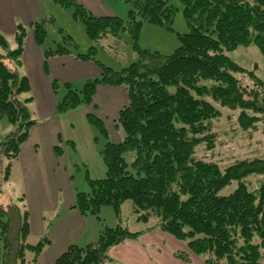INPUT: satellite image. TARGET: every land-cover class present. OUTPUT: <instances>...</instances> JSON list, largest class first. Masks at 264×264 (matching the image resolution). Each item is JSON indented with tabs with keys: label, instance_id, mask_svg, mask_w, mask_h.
Returning a JSON list of instances; mask_svg holds the SVG:
<instances>
[{
	"label": "trees",
	"instance_id": "1",
	"mask_svg": "<svg viewBox=\"0 0 264 264\" xmlns=\"http://www.w3.org/2000/svg\"><path fill=\"white\" fill-rule=\"evenodd\" d=\"M55 1L63 8L74 7V18L95 44L129 33L138 56L116 70L93 57L96 46L87 54L61 45L44 49L45 58L75 54L101 70L100 77L88 80L82 90L67 85L59 114L92 104L99 85L123 86L130 100L117 118L123 140L107 142L100 153L105 177L87 176L90 191L78 192L72 208L100 219L102 208L111 206L121 221L122 206L130 202L136 221L149 225L142 232L121 223L106 227L95 243L70 246L55 264H112V248L157 229L185 246L175 251L185 262L195 255L206 264H264V159L239 160L222 169L197 155L203 144L215 149L214 124L222 118L219 106L238 113L228 123L233 134L252 137L264 128V81L255 77V87L243 86L235 73L244 69L225 53L255 44L264 56V0H181L190 30L178 35L180 46L170 55L142 49L138 39L145 23L173 31L178 11L173 0H123L132 5L127 22L118 16H95L76 0ZM29 28L44 45L47 30L41 22L18 25L14 48L0 34V120L15 126L0 145L8 173L36 124L28 107L33 99L30 82L21 74ZM87 118L109 137L99 117ZM56 151L61 153L58 147ZM129 151L136 155L130 164L125 157ZM250 174L262 176L254 190L246 183ZM235 181L230 194H221ZM30 230L28 210L21 212L16 205L0 209L3 264H24L29 251L34 254L30 262L37 264L49 240L45 236L36 244L27 242Z\"/></svg>",
	"mask_w": 264,
	"mask_h": 264
},
{
	"label": "crops",
	"instance_id": "2",
	"mask_svg": "<svg viewBox=\"0 0 264 264\" xmlns=\"http://www.w3.org/2000/svg\"><path fill=\"white\" fill-rule=\"evenodd\" d=\"M76 1L95 16H116L106 0ZM47 3L58 4L55 0H0V34L6 39L13 38L12 42L7 40L12 48L16 45L17 26H29L40 21L47 14ZM43 47L37 42L34 29L30 28L25 40L21 74L26 75L30 82L33 99L28 107L36 124L31 128L30 136L16 161L27 186L32 187V196L26 194L31 220L30 236L39 239L46 236L49 240L37 264H55L70 246L84 247L82 245L86 243H94L105 226L95 221L93 215H83L72 208L78 193L70 180L72 166L79 163L89 167L92 165L95 171H92L91 177L87 176L94 180L105 177L100 154L103 148H96L94 143L99 139L96 135L100 131L89 122L87 115L99 117L109 137L115 133L116 142L119 143L124 133L117 125V118L130 100L123 86L99 85L92 104L59 114V93L61 97L66 95L67 85L81 89L79 87L88 80L100 77L101 70L95 62L81 60L75 54L45 58ZM64 86L66 92L61 89ZM64 139L69 144V152L64 147V151L62 149L58 154L56 148ZM64 189H67V193ZM63 197L66 198L65 203ZM46 217H49L50 226ZM182 249L185 246L181 242L157 229L143 232L138 240L120 244L109 253L131 264H160V253L165 252V264L168 261L171 264H186L175 256V251ZM192 256L195 264H204L199 257Z\"/></svg>",
	"mask_w": 264,
	"mask_h": 264
},
{
	"label": "rangeland",
	"instance_id": "3",
	"mask_svg": "<svg viewBox=\"0 0 264 264\" xmlns=\"http://www.w3.org/2000/svg\"><path fill=\"white\" fill-rule=\"evenodd\" d=\"M106 2L110 5L111 10L115 12L116 16L120 17L125 22L129 20V11L132 9V5L123 0H106ZM173 3L178 8L172 24L173 31L149 23L143 24L138 39L140 48L151 52H158L162 55H170L180 46L178 35L188 33L190 28L184 17L181 0H173ZM74 10V7L63 8L59 4L51 5L47 3L46 16L40 21H37L41 22L47 30V36L43 47L44 49H57L59 47L58 45H61L74 50L75 53L87 54L92 46H96V51L92 54L93 57L104 65L116 70L127 67L138 60L129 33L122 32L117 37L109 36L98 44H95L87 36L84 24L80 20L74 18ZM69 37H71V39ZM7 40L12 42L13 38L8 37ZM225 53L244 69V71L235 73V76L240 80L243 86L249 88L255 87V77L264 81V56L257 45L251 44L249 46H239L236 49L227 50ZM83 87L84 85L79 87L81 89L77 90H82ZM61 89L62 91H65V86ZM29 96H31V92ZM64 97L65 95L61 97L60 92V101H62ZM218 108L222 111V118L220 122L214 124V127L218 131V137L215 141V149L209 150L206 145L203 144L198 151V157L207 161L217 162L222 169L239 160L255 158L264 159V128L261 127L258 132L252 133V137L250 136L251 134L249 135L248 133L237 132L233 134L234 131L231 126L229 127L228 123L231 122L232 124L238 113L226 107L219 106ZM231 114L236 115L234 119H228V116ZM14 129L15 126L11 125L7 119L3 118L0 120V145L4 142L5 137L14 131ZM97 129L100 131V128ZM96 138H99L97 142H94L98 149H104L106 143L109 141L117 143L115 133L112 134V137L110 135V137L107 138L103 136L100 131V133L96 135ZM68 145V142L64 139L63 143L60 142L58 148L60 151L62 149L64 151L65 147V150L67 149V152H69ZM74 153L76 154L75 150ZM125 157L130 164L134 161L136 155L134 151H129L125 154ZM101 161L105 168L102 157ZM8 165V159L2 154V150H0V209L8 210L11 205H16L21 212H24V210H28L29 212L26 194L28 196L29 193L32 196V187L30 185L27 186L23 171L21 167L18 166L17 161L13 162L10 173H8ZM72 167V178L70 180L73 189L77 192H89L90 186L87 181V174L91 177V173L92 171H95V167L92 165L91 167L86 166L84 163H79L77 166L74 165ZM93 174L96 175V172H93ZM44 179H46V177H44ZM261 180L262 176L250 174L246 177V183L250 190L256 189ZM236 186L237 182L235 181L230 186L226 187L221 194H230ZM64 190L67 193V189ZM65 199V197L62 198L63 203H65ZM94 217V219H96L95 221H98L101 225H105L102 229L106 227L115 228L120 223L122 226L127 227L133 232L145 231L149 227L148 224L136 221V217L132 210V204L130 202H126L122 206L121 221L111 206H105L102 208L99 220L98 217ZM46 219H48L47 223L50 226L51 223L49 217H46ZM44 237L45 236L41 239ZM41 239L31 237L29 234L27 242L36 244ZM97 240L98 238L93 242L95 243ZM86 245L87 243L82 246ZM0 247V264H3V243L0 244ZM33 255V252H28L27 257L29 261H27L26 264H33L30 262ZM160 256V264H165L167 254L162 252L160 253ZM110 257L113 259L112 264L129 263L114 257L112 253L110 254ZM192 259L193 256H191L190 262H185L181 259L179 260L186 264H195ZM202 262L206 264L204 260H202ZM168 264L171 263L168 261Z\"/></svg>",
	"mask_w": 264,
	"mask_h": 264
}]
</instances>
